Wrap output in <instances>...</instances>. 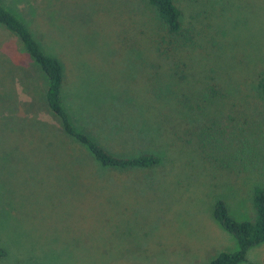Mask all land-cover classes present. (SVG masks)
<instances>
[{
	"label": "rangeland",
	"instance_id": "obj_1",
	"mask_svg": "<svg viewBox=\"0 0 264 264\" xmlns=\"http://www.w3.org/2000/svg\"><path fill=\"white\" fill-rule=\"evenodd\" d=\"M1 1L61 61L75 125L160 162L102 168L65 139L43 73L0 24V264H207L234 250L212 209L252 220L264 188V0H172L171 42L147 0ZM245 255L264 264V241Z\"/></svg>",
	"mask_w": 264,
	"mask_h": 264
},
{
	"label": "trees",
	"instance_id": "obj_2",
	"mask_svg": "<svg viewBox=\"0 0 264 264\" xmlns=\"http://www.w3.org/2000/svg\"><path fill=\"white\" fill-rule=\"evenodd\" d=\"M153 8L162 34V42H171L180 33L179 10L172 0H147ZM0 24L12 33L22 49L28 54L45 79L44 101L56 116L65 139L83 146L99 167L112 169L150 168L160 162V157L151 152H138L131 155L113 153L100 145L94 138L80 130L72 120L62 100L63 65L58 58L43 51L40 42L26 27L20 16L7 9L0 0ZM257 88L264 96V76L257 82ZM71 113H74L73 111ZM143 130V128H141ZM254 217L252 220H235L227 211L226 205L217 199L213 205L212 216L235 242L232 251H220L207 264H238L245 261L249 247L264 241V188L253 186L251 192ZM6 250L0 244V257ZM255 264V263H251Z\"/></svg>",
	"mask_w": 264,
	"mask_h": 264
}]
</instances>
